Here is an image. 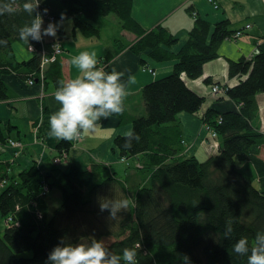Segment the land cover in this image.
<instances>
[{
  "label": "trees",
  "instance_id": "16d2710c",
  "mask_svg": "<svg viewBox=\"0 0 264 264\" xmlns=\"http://www.w3.org/2000/svg\"><path fill=\"white\" fill-rule=\"evenodd\" d=\"M22 3L17 0L13 15L0 17V39L7 41V46H0V101L9 97L4 74L13 69L24 70L28 80L40 77L41 41L47 45L51 42L46 41H59L45 39L42 28L41 40H31V57L15 60L14 48L20 46L15 42L30 48L18 35V28L32 19L22 10ZM45 8L49 10L46 15ZM132 10L133 0H41L38 9L44 21L58 22L64 14L65 20L72 21V36L79 33L88 38L101 37L100 22L114 14L125 29L140 37L130 46L134 53H147L158 61L175 60L172 73L142 89L146 115L128 116L125 101V110L118 115L121 122L130 121L140 136L139 143L133 140L131 150L122 147L124 135H117L115 144L122 156L143 155L144 184L132 190L116 175L105 178V167L99 164L87 170L52 164L49 174L33 164L11 175L10 162L0 163V213L5 219L12 218L4 236L0 234V264H46L62 238L66 243H79L92 237L104 240L116 253L139 244L137 264H182L184 255L191 264H247V257L235 254L232 245L242 235L251 241L264 230V133L253 123L259 110L257 95L264 92V49L251 58L229 62L230 78L246 77L234 86L223 85L221 93L239 102L240 110L224 112L210 107L203 113L204 123L222 138L219 152L204 161L196 157L170 160L178 153L181 138V129L170 123L181 112H199L205 101L182 74L201 77L204 64L217 58L221 43L235 38L228 20L216 23L210 33L211 25L198 19L182 49L172 52L167 48L177 37L161 25L146 32ZM58 32L65 34L62 27ZM113 56L103 61L107 71H111ZM141 62L147 66L144 59ZM44 72L47 83L62 78L59 57ZM205 81L212 83L209 77ZM11 140L23 144L19 151L25 149L21 139L5 138L0 126V146L12 147ZM73 144L60 141L57 147L61 154H68ZM55 189L62 198L51 213L47 200ZM114 197L128 198L131 204L118 214V220L110 221V209L101 211L99 198ZM229 219L231 238L224 236Z\"/></svg>",
  "mask_w": 264,
  "mask_h": 264
},
{
  "label": "crops",
  "instance_id": "0c3cea01",
  "mask_svg": "<svg viewBox=\"0 0 264 264\" xmlns=\"http://www.w3.org/2000/svg\"><path fill=\"white\" fill-rule=\"evenodd\" d=\"M132 15L146 32L161 25L174 34L178 40L167 49L176 53L187 42L189 31L198 19L205 20L211 25L210 33L213 32L214 25L223 20L229 21V30L233 32V35L239 29L244 31L239 38H228L221 43L217 58L204 64L201 77L194 79L182 74L187 85L204 96L205 101L199 112H181L177 115V119L170 123L181 129L180 145L177 148L186 149L182 141L186 142V145L190 143L192 145L189 146L190 150L185 155L182 154V159L196 157L204 161L217 154L222 138L212 137L206 129L202 116L210 107L224 112L240 110L239 102L230 99L224 93L214 95L211 89L215 83L229 86L238 84L240 79L246 76L230 78V60L251 58L264 49V0H133ZM106 19L100 22L101 28L109 25ZM48 23H45L43 29L47 28ZM113 23L118 27L119 33H113L111 36L109 31L104 32L102 29L103 32L99 38H88L79 33H76L77 37H74L72 24L69 28L61 26L65 34L60 35L58 32L56 37L45 35V39L59 40L64 45V53L59 56L62 78H57L55 82L52 79L48 80V83L45 82L44 72V77L40 74V77L34 78V84H30L29 75L24 73V70L7 68L9 72L4 74V80L8 85L9 97L0 101L1 131L5 138L21 139L25 144V149L22 151L9 147L7 144H4V147L0 146V163L5 165L10 162L7 166L11 175L33 164H36L45 174L50 173L49 168L52 164L61 169L78 167L81 170L90 169L92 164H99L105 167L103 172L105 178L116 175L132 190H136L138 184H144L145 180L142 182L137 169L143 162V155L122 156L115 144L117 135H124L132 130L133 125L130 121L121 122L120 116L112 115L101 121L94 133L75 140L68 154H61L57 147L60 141L49 136L50 114L59 108L53 95L58 87L57 81L75 78L78 75V69L71 64V58L80 52L95 51L99 67H106L103 61L107 60L108 55L114 54L113 58L116 60L115 63H111L113 58L110 60V70L114 67L117 71L123 72L125 81L128 75H135L136 83L128 87L129 94L125 99L128 116L146 115L147 109L142 89L146 84L172 73L174 59L158 61L149 57L147 53H134L130 46L140 37L125 29L118 17L113 19ZM247 24H251V27L246 28ZM19 48L22 47L14 48L15 60H28L33 50L26 48L27 58L19 59L17 52V49L20 51ZM142 59L146 61L147 66H143ZM208 77L212 79L210 84L205 81ZM257 101L259 110L253 123L264 133V92L257 95ZM208 151L211 152L208 153ZM203 152L206 154L202 155ZM61 198L60 190L52 191L47 200L50 211L60 203ZM85 242L90 241L85 238Z\"/></svg>",
  "mask_w": 264,
  "mask_h": 264
},
{
  "label": "clouds",
  "instance_id": "9594fccd",
  "mask_svg": "<svg viewBox=\"0 0 264 264\" xmlns=\"http://www.w3.org/2000/svg\"><path fill=\"white\" fill-rule=\"evenodd\" d=\"M41 0H23L22 10L32 19L18 28L19 39L32 48L31 40L40 41L43 15L38 11ZM18 10L17 0H0V17L13 15ZM49 12L43 9V14ZM66 19L64 14L58 22H49L44 35L56 37L59 28ZM0 46H7V41L0 39ZM54 53L59 54V43L53 45ZM113 58L111 63H115ZM71 64L78 69L75 78L58 81V87L53 93L59 108L49 117V136L59 141L73 142L94 133L102 120L112 115H122L124 101L128 96V87L136 83L135 75H128L125 81L124 73L112 68L99 67L95 51H82L71 58ZM122 147L127 151L139 143L140 136L129 130L123 136ZM101 211L109 210L110 221L120 218L121 212L128 210L131 201L128 198H99ZM233 235L232 221L229 219L225 225L224 236ZM139 244L125 247L121 253L110 251L104 240L95 237L90 242L66 243L61 239L48 255L46 264H137V249ZM235 254L247 257V264H264V230L256 233L250 241L246 236L240 238L232 245ZM182 264H191L190 257L183 256Z\"/></svg>",
  "mask_w": 264,
  "mask_h": 264
},
{
  "label": "rangeland",
  "instance_id": "374dc122",
  "mask_svg": "<svg viewBox=\"0 0 264 264\" xmlns=\"http://www.w3.org/2000/svg\"><path fill=\"white\" fill-rule=\"evenodd\" d=\"M115 17H117L116 15H114V14H111L106 20L109 22V25H105V26H103L102 27V29L104 30V32L105 31H109V36H111V35H113V33H116V34H118L119 33V29H118V27L116 26V25H114V23H113V19ZM45 22V21H44ZM45 23H48V21H46ZM45 23L43 24V26H42V28L45 26ZM72 24V21L71 20H64V23H63V27H66V28H69V26ZM111 25V26H110ZM107 26H110V28L108 27L107 28ZM50 36V35H49ZM48 36V37H49ZM14 45H20V46H22L19 42H15L14 43ZM20 49V51L17 49V52H18V56H19V59H25V58H27V56H26V48L25 47H22V48H19ZM30 55H31V53H30ZM29 54H28V56H30ZM153 72H155V71H153ZM213 90L211 89V92H212ZM206 129H207V127H206ZM208 130V129H207ZM210 133H211V131L210 130H208ZM212 135V134H211ZM213 137V136H212ZM213 138H218V136H216V137H213ZM222 141V140H221ZM182 143H184L183 145L184 146H186V149H184L183 150V147L181 148V150H179V148H178V153L176 154V155H174V156H172L171 158H170V160H174V159H176V158H183L182 157V154L183 155H185L186 154V152H188L189 150H190V147L189 146H192L191 145V143L190 144H187L186 145V142H183L182 141ZM215 149V148H214ZM186 150V151H185ZM185 151V152H184ZM209 152H211V151H208V153ZM203 154H206V152H203L202 153V155ZM185 159V158H184ZM141 161H142V159H140ZM138 169V172L140 173V176L142 177V182L146 179V177H147V172H146V169L144 168V165H142V163L140 164V166L137 168ZM254 182H257L256 180L254 181ZM141 184V183H140ZM140 184H138L137 185V188H138V186H140ZM136 188V189H137ZM57 205H55V207H56ZM11 222L10 221H8V219H5V217L0 213V234H1V236H4V232H5V229H6V227L10 224ZM84 241L85 242V238H83V239H81L80 240V242L81 241ZM26 255H31V253H27Z\"/></svg>",
  "mask_w": 264,
  "mask_h": 264
},
{
  "label": "built area",
  "instance_id": "2783aa9c",
  "mask_svg": "<svg viewBox=\"0 0 264 264\" xmlns=\"http://www.w3.org/2000/svg\"><path fill=\"white\" fill-rule=\"evenodd\" d=\"M250 27H251V24H247L246 25V28H250ZM243 32L244 31L241 30V29L237 30L235 32V34L232 36V38H239L240 36L243 35ZM57 43H59V48H60L59 54H55L54 53V49H53V45L54 44H57ZM41 47H42V58H41L42 60H41V70L40 71H41L42 77H44L45 67L49 63L56 61L58 59V57L64 53V46L59 41L51 42L49 45H47L45 43V41H41ZM47 47H49V49ZM29 49L30 50H34L33 47L32 48H29ZM28 82L30 84H34L35 81H34L33 78H30L28 80ZM212 90H213L212 91V94L218 95L219 93L225 91V87L223 85H220V84L215 83L212 86ZM206 127H207L208 130L211 131V134H212L213 137H216V136L219 137L218 132L214 128L210 127L208 124H206ZM10 145L12 147H15V148H20V147L23 146V144L21 142H16V141H13V140L10 141ZM8 221L11 222L12 221V218L9 217L8 218Z\"/></svg>",
  "mask_w": 264,
  "mask_h": 264
}]
</instances>
